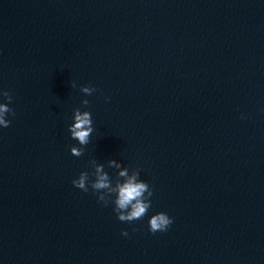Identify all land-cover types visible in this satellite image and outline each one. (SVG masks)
Instances as JSON below:
<instances>
[{
    "label": "water",
    "instance_id": "95a60500",
    "mask_svg": "<svg viewBox=\"0 0 264 264\" xmlns=\"http://www.w3.org/2000/svg\"><path fill=\"white\" fill-rule=\"evenodd\" d=\"M0 91V264H264V0H0ZM96 165L143 219L73 187Z\"/></svg>",
    "mask_w": 264,
    "mask_h": 264
},
{
    "label": "clouds",
    "instance_id": "9594fccd",
    "mask_svg": "<svg viewBox=\"0 0 264 264\" xmlns=\"http://www.w3.org/2000/svg\"><path fill=\"white\" fill-rule=\"evenodd\" d=\"M71 87L75 88L73 83ZM84 95H92L96 91L91 86H84L80 89ZM0 97H3L6 103H0V128H8L11 121L7 119L8 115L14 116V111L8 107L12 103V94L8 91H0ZM83 106H87L89 101L83 100ZM70 138L77 141L81 146L79 148L72 147L71 155L81 157L84 155V146L88 145L91 134L94 129L92 126L91 113L88 111L81 112L79 109L74 111L73 123L68 128ZM95 161H91V165ZM109 168L119 169L120 164L115 160L108 162ZM93 168V167H92ZM125 168L116 175V181L113 185L109 174L104 171L103 165H96L91 172H81L78 179L72 181L73 187L88 192L89 188L93 193H97L98 202H102L105 206L109 203L114 205L113 212L116 214L120 222L132 223L143 219L151 207V197L153 191L146 182L139 179L140 172L135 170L131 177L127 174ZM94 177V179H90ZM121 179L123 182H121ZM173 223V220L166 213H157L153 215L148 222V230L151 234L157 232H166ZM123 236L128 233L122 232Z\"/></svg>",
    "mask_w": 264,
    "mask_h": 264
}]
</instances>
